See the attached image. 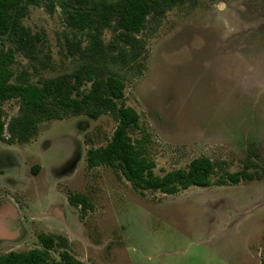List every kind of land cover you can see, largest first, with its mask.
I'll return each mask as SVG.
<instances>
[{
    "label": "rangeland",
    "instance_id": "obj_1",
    "mask_svg": "<svg viewBox=\"0 0 264 264\" xmlns=\"http://www.w3.org/2000/svg\"><path fill=\"white\" fill-rule=\"evenodd\" d=\"M22 23L34 45L16 53L13 83L59 80L82 100L115 74L125 83L117 105L140 116L129 137L149 135L156 175L206 156L212 181L241 171L255 177L171 195L139 191L118 170L87 166V151L114 134L113 112L41 117L25 143L10 127L27 112L9 100L2 104L0 254L40 248L38 235L49 233L67 238L85 264H262L264 0H183L162 18L148 17L134 35L135 57L113 27L95 29L93 46L91 32L71 26L60 7L30 6ZM86 65L95 67L92 81ZM71 194L87 196L90 207L71 205Z\"/></svg>",
    "mask_w": 264,
    "mask_h": 264
},
{
    "label": "trees",
    "instance_id": "obj_2",
    "mask_svg": "<svg viewBox=\"0 0 264 264\" xmlns=\"http://www.w3.org/2000/svg\"><path fill=\"white\" fill-rule=\"evenodd\" d=\"M182 2L183 0H0V142L5 141L2 104L9 100H19L22 111L27 112L15 117L10 127L11 136H18L19 141L25 143L32 134L38 132L37 123L41 117L55 118L86 112L96 119L99 113L109 111L113 112L118 124L105 146L87 151L86 162L90 169L108 166L120 171L136 190L160 191L170 195L192 186L208 188L252 180L255 177L253 174L241 171L212 181L214 164L206 156L192 160L187 168L172 170L163 176L156 175L153 171L155 163L148 155L149 135L144 133L134 141L129 137L132 129L139 128L140 116L133 108L117 105V100L124 99L125 83L115 74H110L99 82L98 86H102L101 93L86 96L82 100L70 98L59 80L49 81L41 87L32 83L12 82L16 53L34 45L22 23L30 6L44 5L49 12L60 7L71 26L91 32L93 46L95 29L100 34L104 29L113 27L121 32L119 36L124 42L133 44V51L129 55L135 57L138 51L134 50L137 42L134 35L142 31L148 17L153 15L162 18ZM5 38L12 45L8 49L4 48ZM132 57L130 58L133 59ZM83 71L86 78L92 81L95 67L86 65ZM93 105L95 114L89 109ZM38 170L39 166H35L32 174L36 175ZM68 199L71 205L83 210L90 207L89 198L85 195L71 194ZM38 241L40 248L0 254V264H85L68 251L69 241L61 235L41 233ZM58 248L62 249L59 260L51 255Z\"/></svg>",
    "mask_w": 264,
    "mask_h": 264
}]
</instances>
